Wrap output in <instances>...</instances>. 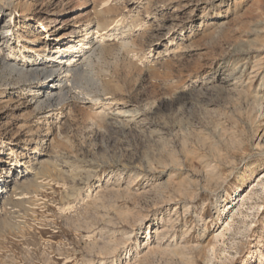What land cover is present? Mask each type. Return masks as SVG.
Here are the masks:
<instances>
[{"label": "rangeland", "instance_id": "1", "mask_svg": "<svg viewBox=\"0 0 264 264\" xmlns=\"http://www.w3.org/2000/svg\"><path fill=\"white\" fill-rule=\"evenodd\" d=\"M0 13L38 60L96 42L39 109L0 60V264H264V0Z\"/></svg>", "mask_w": 264, "mask_h": 264}, {"label": "bare ground", "instance_id": "2", "mask_svg": "<svg viewBox=\"0 0 264 264\" xmlns=\"http://www.w3.org/2000/svg\"><path fill=\"white\" fill-rule=\"evenodd\" d=\"M5 1L10 6L11 5L13 6L16 3V0H5ZM17 20H18L17 17L14 16L13 14L7 15L0 13V28L1 27L5 28L3 32L0 31L1 62L12 74L15 72L14 74L18 75L21 78V81L25 83L26 81L31 82L30 84H28L29 90L33 91V95H31V101L36 103L37 109H39L40 104L44 101L43 99L45 97L59 98L62 101H65L69 97L70 93L68 92V90H66L68 83L67 80H63L62 78L64 76L69 77L70 75H72V73H74L76 70L80 68L84 60L86 58H89L87 56L88 54L87 49L88 47L90 48H92L93 46L95 47V43H96L94 39L91 38L92 37L91 33L86 35L84 34V36H82V38L78 39L77 41L72 40L66 43L65 48L63 49L60 48L52 53H48L45 57L46 60H41V59L38 60V58L34 57L33 54L28 55L25 54V52H19L16 50V47H14L15 46L13 42L14 40H12V36H11L12 33L11 31H13L12 30L13 28L12 29L10 28L12 23H14V25L17 24L16 23ZM18 29H20L19 25H17L16 27V30ZM55 32H57V29L48 28L46 34H53ZM36 39L39 40L40 36H37ZM85 39H89V40H85ZM80 40L84 41L80 43V45L82 44L83 46L77 47L79 45L77 44V42H79ZM67 49L68 50L71 49L73 51L74 55L72 57L66 55ZM2 51H5L6 55L10 56L9 59L8 57H1ZM4 72L6 73V69ZM63 73H65V75H63ZM41 74L43 75L41 77H44L45 82H49V85L46 87L39 86L38 84H35L37 81H33L37 78V76ZM20 154H24V152H21ZM17 162L18 161H13V163H15V167L19 165Z\"/></svg>", "mask_w": 264, "mask_h": 264}]
</instances>
